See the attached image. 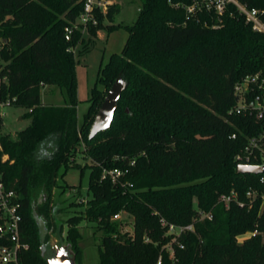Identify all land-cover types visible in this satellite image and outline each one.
Instances as JSON below:
<instances>
[{"label": "trees", "instance_id": "obj_1", "mask_svg": "<svg viewBox=\"0 0 264 264\" xmlns=\"http://www.w3.org/2000/svg\"><path fill=\"white\" fill-rule=\"evenodd\" d=\"M238 1L264 10V0ZM140 2L132 24L104 23L120 9L112 3L105 16L97 15V25L88 27L89 38L104 28L128 32L122 50L110 54L97 72L106 90L119 75L127 86L110 127L89 139L105 91L93 85L79 125L73 48L83 36L77 27L67 39L66 29L81 3L0 0V100L25 109L23 117L30 120L15 138L0 133V154L7 155L0 162L2 182L19 195L20 238L28 244L18 262L47 264L41 244L50 231L62 233L52 219L53 191L59 176L79 167L74 157L83 144L90 163L79 168L90 169V196L78 203L84 209L65 221L63 237L77 263L78 224L86 220L102 232L98 264H155L159 256L161 264H264V209L258 199L248 207L245 197L250 187L264 190V173H238L234 160L256 125L250 117L229 113L236 101L234 84L264 68V33L245 23L233 4L217 15L204 9L188 13L193 0ZM46 85L64 88L67 104L42 103ZM115 167L128 169L120 182L101 179L104 170ZM231 190L245 206L232 202L226 208L219 202ZM36 194L38 211L48 218L44 222L34 209ZM201 211L211 218L200 219ZM119 212L132 215L131 233L113 219ZM171 224H193V231L165 234ZM254 230L255 236L237 241Z\"/></svg>", "mask_w": 264, "mask_h": 264}, {"label": "rangeland", "instance_id": "obj_2", "mask_svg": "<svg viewBox=\"0 0 264 264\" xmlns=\"http://www.w3.org/2000/svg\"><path fill=\"white\" fill-rule=\"evenodd\" d=\"M112 3H118L120 9L118 13L114 15L113 20L111 22L105 20V24H112L115 26L132 24L135 21L141 5L140 0H112ZM127 35L128 32L122 27H118L112 31H109L108 28L101 29L97 32L95 38H89L88 30L82 31V42H79L73 48L76 61L77 122L79 125L83 120V114L90 104L88 100L93 85L96 84L97 89L103 92L105 91V95L110 88L106 90L103 84L97 82V72L100 64L103 65L108 60L110 54L114 52L118 53L122 50ZM40 99L42 103L52 105H64L68 102L66 90L54 85L44 86L41 89ZM24 113L25 109L0 105V118L2 119L0 133L8 134L15 138L17 133L29 124L30 120L27 117H23ZM80 149L81 150L76 153L74 161L79 167H84L86 164L90 163V159L82 152V149H84L83 144H81ZM79 167L69 168L63 178L59 176L57 179L59 186H56L53 191L54 208L52 210V219L55 222V228L62 225V238L65 236L68 227L65 221L70 216L76 215L79 211H82L84 206L78 204L79 201L83 199L82 202L84 203L90 196L87 192L90 169L86 167L81 172ZM39 198L40 196L37 194L34 196V209L36 215L40 217V219H43L44 222L48 218L38 211V207L40 206ZM44 198L43 196L42 200H44ZM56 206L59 208L58 212H56ZM113 219L121 221L122 232H132V215L121 212L118 218ZM78 228L81 236L78 244L81 251L78 258L80 264H98V245L102 232L97 229L94 222L86 220H81L78 224ZM165 234H169L168 230ZM243 235L244 233L237 236L238 242H243L245 239L249 238H244Z\"/></svg>", "mask_w": 264, "mask_h": 264}, {"label": "built area", "instance_id": "obj_3", "mask_svg": "<svg viewBox=\"0 0 264 264\" xmlns=\"http://www.w3.org/2000/svg\"><path fill=\"white\" fill-rule=\"evenodd\" d=\"M77 1L81 3L82 8L72 23V27L66 29L67 39L73 28L80 27L82 31H87L89 26L97 25V15L105 16L109 5L112 4V0ZM227 4H233L237 12L244 17L245 23L250 24L254 31L264 33V10L248 8L238 0H193V4L187 7V12L193 13L196 10L204 9L206 11L213 10L217 15H221L224 13ZM233 94L237 99L235 105L229 110V113L250 117L256 125V128H254L255 133L247 136L244 146L236 153L234 157L236 165H264V68L247 74L238 80L234 84ZM8 103V101L3 102L0 100V105L2 106ZM232 138H235L234 134ZM6 159V154H0V162H4ZM131 163L133 164V161ZM126 173H128V169L115 167L104 170L101 179L108 178L112 183H117L120 182L121 177ZM1 176L0 172V238L6 239L8 243L0 244V264H19V252L28 248V244L22 242L20 238L22 221L20 214L21 202L16 192L5 189ZM260 182L264 183V175L260 176ZM129 186H131L130 183ZM245 197L248 200V207L258 199L260 201V209H264V190L250 187L246 190ZM219 202L226 208L232 202L238 207L245 206L244 202L239 200L238 193L235 190L220 195ZM120 213L115 214L113 218H118ZM199 218L210 219L211 213L201 211ZM184 231H193V224L180 226L171 224L168 227L169 234L179 235ZM246 234L244 233V238L255 236L257 230L247 231ZM155 264H161V256L158 257Z\"/></svg>", "mask_w": 264, "mask_h": 264}, {"label": "water", "instance_id": "obj_4", "mask_svg": "<svg viewBox=\"0 0 264 264\" xmlns=\"http://www.w3.org/2000/svg\"><path fill=\"white\" fill-rule=\"evenodd\" d=\"M126 86V81L120 75L117 76L94 116L88 134L89 139H92L96 134L110 127L118 100ZM235 98L237 99V97ZM237 172L242 174H262L264 173V165H238ZM39 223L44 233V224L42 221H39ZM49 235V240L43 242L40 247L41 254L47 264H79L76 262L75 253L70 244L63 240L58 229L55 231V235L51 231Z\"/></svg>", "mask_w": 264, "mask_h": 264}]
</instances>
